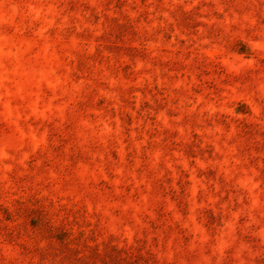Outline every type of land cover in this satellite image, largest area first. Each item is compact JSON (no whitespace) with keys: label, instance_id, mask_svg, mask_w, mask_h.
Returning <instances> with one entry per match:
<instances>
[{"label":"rangeland","instance_id":"rangeland-1","mask_svg":"<svg viewBox=\"0 0 264 264\" xmlns=\"http://www.w3.org/2000/svg\"><path fill=\"white\" fill-rule=\"evenodd\" d=\"M0 264H264V0H0Z\"/></svg>","mask_w":264,"mask_h":264}]
</instances>
